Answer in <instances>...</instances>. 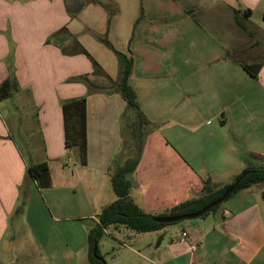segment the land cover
Segmentation results:
<instances>
[{
  "label": "crops",
  "instance_id": "obj_1",
  "mask_svg": "<svg viewBox=\"0 0 264 264\" xmlns=\"http://www.w3.org/2000/svg\"><path fill=\"white\" fill-rule=\"evenodd\" d=\"M138 3L139 13H131L128 30L124 29L120 40L121 53L133 59L129 83L141 112L155 129L145 139L137 168L127 176L129 198L144 212L160 215L204 195L206 180L215 191L231 185L246 168L264 167L263 152L246 139L234 142L242 130L237 121L247 125L254 121L247 105L257 102L264 110V0ZM259 7L262 16L256 21L251 16ZM56 18L55 1L23 5L0 0V33L9 32L13 44L9 48L4 37L0 38V57L11 58L7 65L0 63V85L8 81L18 91L29 89L38 110L45 155L34 164L47 161L51 176L46 189L28 176L14 135L0 119V244L8 218L21 206L28 213L34 242L41 244L48 218L52 222L88 219L92 225L85 229H90L102 209L116 199L113 190V196L105 192V184L122 143L125 102L117 91L119 67L115 76L90 85L91 91L100 92L91 98L85 96L84 88L67 84L68 71L63 66L69 58L61 54L64 44L46 41ZM31 36L37 45H32ZM251 63L261 64L254 77L242 67ZM75 72L72 67L70 73ZM81 98H85L86 110L85 164L78 146L66 144L62 114L64 102ZM69 152H74L73 159ZM51 187L67 194L64 206L55 205L58 214L46 197ZM79 188L87 200V212L67 214L72 208L69 201ZM263 188L251 186L234 192L214 212L168 227V233H179L167 241L161 264H264ZM183 232L190 242L181 241ZM163 242L164 236L158 248L152 247L154 257L158 258ZM70 249L67 245L65 251ZM78 251L84 256L81 262L89 264L87 246ZM63 258L70 263L68 257Z\"/></svg>",
  "mask_w": 264,
  "mask_h": 264
},
{
  "label": "rangeland",
  "instance_id": "obj_2",
  "mask_svg": "<svg viewBox=\"0 0 264 264\" xmlns=\"http://www.w3.org/2000/svg\"><path fill=\"white\" fill-rule=\"evenodd\" d=\"M13 1L27 5L37 0ZM42 1H55L57 4L55 29L50 32L46 41L47 44L55 45L56 42V45L64 44V50L61 51V54L64 58H69L63 66L68 71L67 84L72 83L84 88L87 97L91 98L98 95L100 92L91 91L89 89L90 85L102 83L109 76H115L118 67L120 74L118 56L114 50L124 52L122 51L123 43L121 42L124 38V29L125 31L126 28L128 30L131 13H139V0H40V2ZM106 6L109 7V11ZM114 15L116 16L115 20L110 32H108ZM110 16L111 20L108 24ZM261 16L262 9L259 7V9L253 11L251 17L259 21ZM132 25L133 21L131 20L128 34ZM33 29L34 27L31 30ZM0 34V38L3 39L4 37L8 47H12L11 34L9 32ZM31 35H33V32ZM96 36L107 40L112 47L105 45L103 41H98ZM30 42L32 45L38 43L33 36H31ZM81 48L86 51L87 55L79 52ZM71 58L73 59L71 60ZM10 60L9 57H0V63L4 65L9 64ZM72 67L77 70L73 75L70 73ZM261 110L262 106L257 102L247 105L248 115L254 118V121L249 125L243 121H237L242 130L236 133L234 142L242 143V139H246L254 149L264 153V120H261L264 117V110ZM37 113L38 110L32 103L29 89L18 91L16 87L11 86L7 97L0 100V119L14 135V143L19 146L21 155L28 166L45 156L40 126L37 123ZM252 127L253 131L250 130ZM68 134L69 138L75 137L73 121L68 123ZM69 157L73 159L74 152H69ZM66 160L67 157L62 159L64 163ZM72 165L73 163L69 166ZM106 179L107 189L105 192L112 195L109 175ZM54 188L56 190L52 187L49 188V191L52 192L46 194V197L50 200L55 214H58L55 211V205L63 204L62 206H64L67 202V194L63 190H57L58 187ZM85 201L87 200L82 194L81 188H79L77 195H73L72 201H69L72 208H69L67 214L74 216L85 214L87 212ZM21 207L8 218L6 233L0 244V264H83L84 256L81 251H78V248L82 245L87 246L89 229H85V226L92 225L91 220L76 218L73 221L52 222L51 218H48V223H46L42 234V243L40 244L37 241V243L34 242L28 213L26 209L22 211ZM184 223H188L187 220L166 224L160 230L150 233H132L128 231L127 233L131 236L129 238H126L127 233H115L113 230L107 229L106 234L98 243L99 252L106 264H151L150 261L161 264V257L166 253L167 241L179 233L177 230L172 231V234L168 233V227H177L184 225ZM163 236L164 242L157 250L158 259L151 254L153 253L152 247L157 244L160 238L162 241ZM67 245L72 246L73 249L65 251ZM65 256L68 257L70 263H66V259L63 258Z\"/></svg>",
  "mask_w": 264,
  "mask_h": 264
},
{
  "label": "trees",
  "instance_id": "obj_3",
  "mask_svg": "<svg viewBox=\"0 0 264 264\" xmlns=\"http://www.w3.org/2000/svg\"><path fill=\"white\" fill-rule=\"evenodd\" d=\"M106 9L109 11L108 6H106ZM247 12L250 13L249 10H247ZM142 16L143 7L141 5L140 18ZM110 20L111 16L108 19V24L110 23ZM132 38L130 40H132ZM98 41H103L105 45L109 47L111 46L107 40H103L100 37H98ZM79 52L87 55L83 48L79 49ZM114 52L118 56L117 58L120 65V77L117 85V91L125 102V107L122 112V143L120 149L112 160L110 168L108 169L111 187L116 199L102 209L100 214L97 216V223L89 229L87 233V258L89 264H102L99 260L93 257L91 251L93 244L96 243V255L102 258L99 252L98 243L106 234L107 229H111L115 233H119L120 228H125L132 233H149L158 231L163 228L162 226L170 223H157L154 221L155 218L195 213L209 203L218 199L225 189L230 186L226 185L215 191H211L209 181L206 180L204 195L197 199L180 204L172 208L168 213L160 215H152L144 212L129 198L131 182L127 176L133 173L137 168L145 139L153 132L155 127L141 112L136 92L129 83V77L133 68V59L125 53H121L116 50H114ZM242 67L249 75L254 77L257 75L261 64H243ZM10 87L11 86L8 81H4L0 85V100L7 97ZM85 112V98L66 101L62 104L65 141L68 146L69 144L78 146L82 164H85L86 155ZM69 121H73V124L75 125L74 138H69ZM27 174L31 179L36 181L37 185L41 189L50 187L51 176L47 161L29 165L27 168ZM235 181H238V183L232 193L244 190L251 186L262 184L264 183V167L246 168L241 171L234 182ZM261 192L262 195H264V190ZM231 194H229L224 200H226ZM219 206L220 204L211 208V210L203 216L214 212Z\"/></svg>",
  "mask_w": 264,
  "mask_h": 264
},
{
  "label": "water",
  "instance_id": "obj_4",
  "mask_svg": "<svg viewBox=\"0 0 264 264\" xmlns=\"http://www.w3.org/2000/svg\"><path fill=\"white\" fill-rule=\"evenodd\" d=\"M237 183H238V181H235L232 185H230L227 189H225V191L222 193V195L218 199L209 203L208 205H206L205 207H203L202 209H200L199 211H197L195 213L175 215V216H166V217H157L154 219V221L157 223H174V222H179L182 220L201 217L204 214H206L207 212H209L211 210V208H213V207L217 206L218 204H220L221 202H223L224 199L229 194H231L232 191L235 189ZM263 186H264V183L257 185L256 187L258 189H260ZM160 242H161V238L158 240L157 244L155 245V248H158V246L160 245ZM96 251H97V245H96V243H94L93 247H92V251H91L93 257L96 258L97 260H99L102 264H106L102 258H100L96 255Z\"/></svg>",
  "mask_w": 264,
  "mask_h": 264
},
{
  "label": "built area",
  "instance_id": "obj_5",
  "mask_svg": "<svg viewBox=\"0 0 264 264\" xmlns=\"http://www.w3.org/2000/svg\"><path fill=\"white\" fill-rule=\"evenodd\" d=\"M181 241H188V242H190L187 233L183 232L181 234Z\"/></svg>",
  "mask_w": 264,
  "mask_h": 264
}]
</instances>
